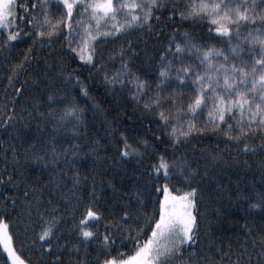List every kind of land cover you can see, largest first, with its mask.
<instances>
[{
	"label": "trees",
	"instance_id": "1",
	"mask_svg": "<svg viewBox=\"0 0 264 264\" xmlns=\"http://www.w3.org/2000/svg\"><path fill=\"white\" fill-rule=\"evenodd\" d=\"M161 2L167 7L157 10L150 29L137 27L98 38L92 45L96 49L94 64L80 61L65 47L68 43L65 36L82 20L83 9L74 8L73 16L67 17L57 0H44L49 16L53 21L66 20L69 28L56 25L59 31L50 39L45 37L35 43L31 35H18L5 45L0 35V114L7 115L5 109L11 107L15 117L0 127V176H11V182L0 183V216L8 224L13 247L26 264H51L52 253L68 264L67 245L57 248L65 242L79 248V253L72 251L73 264L79 260L97 264L98 254L100 258L104 255L102 237L107 234V221H112L107 228L114 239L111 254L119 251L131 254L135 248L133 237L140 225L146 226L154 209L158 215L159 197L163 195L162 191H156L148 169L157 155L164 153L171 158L174 152L189 161L195 174L189 181L174 175L169 182L170 190L196 188V193L190 240L182 248L183 255L174 258L171 264H209L220 261V254L225 252L228 255L223 264L236 259L247 264L248 256L244 253L252 249L253 241L259 249L264 237V206L249 205L259 204L256 193L264 191V148L259 147L264 135H249V145L258 147L244 152L242 144L228 141L211 129L205 121L206 112L198 111L181 114V119L185 125L188 119H193L197 128L204 127V131L179 137L178 143L173 144L169 135L171 123L165 124L160 119L157 114L160 109H146L145 101L133 98L131 91L135 85L127 83V75L123 86L105 79L117 71L122 59H127L129 69L136 76L154 85L159 53L170 36L183 43L182 33H187V38L195 44L219 48L224 53L230 44L247 50L244 39L249 31L247 25L241 24L228 36H222L210 31L206 16L180 17L173 13L169 17L170 6L178 4L177 10L184 11L189 0ZM255 3L257 11L264 8L260 0ZM40 12V0H37V13ZM83 19L87 22L86 17ZM258 20L252 23L253 30L264 27ZM17 25L18 33L30 32L27 20L18 21ZM113 52L116 55L110 58ZM13 66H17L15 72ZM184 83V87L179 83L161 87L165 91L175 87L177 103L184 101L186 105L191 93L187 80ZM16 88L21 91L15 92ZM152 91L146 90L144 95ZM49 95L55 103L48 101ZM66 105L81 110L79 121L73 117L59 119ZM176 123L178 131H182L180 121ZM121 133L135 150L128 157L119 152ZM36 156L44 159L33 162ZM74 174H78L79 184L73 183ZM89 206L99 211L102 218L86 222L94 237L85 242L78 237L76 225ZM124 211L129 215L122 219ZM53 217L56 218L53 246L46 253L38 233L43 223ZM138 238L143 240L146 236ZM252 256L253 264H257L258 252L252 251ZM0 264H7V254L2 248Z\"/></svg>",
	"mask_w": 264,
	"mask_h": 264
},
{
	"label": "snow or ice",
	"instance_id": "2",
	"mask_svg": "<svg viewBox=\"0 0 264 264\" xmlns=\"http://www.w3.org/2000/svg\"><path fill=\"white\" fill-rule=\"evenodd\" d=\"M57 3L63 5L67 17L73 16L74 8L83 9L82 20L73 25L76 35L69 32L65 36L68 40L65 47L69 48L76 58L87 64L95 63L96 49L92 45L98 42V38L114 36L137 27L150 29L151 21L157 10L167 7L161 0H57ZM260 3L264 4V0H260ZM179 7L178 4L170 6L169 17L173 13L180 17L206 16L210 21V31L222 36H228L233 29H239L241 24L247 25L249 31L244 37L248 45L247 50L230 44V51L235 55H225L224 51L219 48L208 45L202 47L191 42L187 38V33H182L185 37L183 43L170 36L166 47L159 53L154 85L136 76L129 69L127 59H122L117 71L112 76L106 75L105 79L109 83L123 86L124 77L127 75V83L135 85V90L131 91L133 98L145 101L146 109H160L157 113L160 119L165 124L171 123L169 135L172 137L173 144L178 143L179 137H187L189 133L195 131H204V127L197 128L193 119H188L185 125L181 114H193L207 108L205 121L211 129L228 141L235 142L237 145L242 144V151H254L258 146L249 145L247 142L249 135L255 136L257 133L264 135V27L253 30L252 23L257 22L259 18L258 22L264 25V8H259L257 11L258 5L255 0L251 3H247L246 0H213L211 3L206 0H200L199 3H196V0H189L186 10L178 11ZM29 8L32 10L31 13H29ZM40 8L41 12L37 13V0H0V35H3L5 45L16 40L18 35H31L35 43L45 37L50 39L59 31L56 25L69 28L66 20L53 21L50 18L44 0H40ZM83 17L87 18V22H84ZM155 18L158 19L159 16L155 15ZM25 20L30 27V32L18 33L15 30L18 26L17 22L23 23ZM239 34L237 31L236 35L239 36ZM69 36L72 38L69 39ZM185 52L194 53L198 63L190 62L192 56L186 58L183 55ZM25 55L30 59L27 53ZM115 55L116 53L113 52L110 58H114ZM242 55H247L249 59H243ZM221 58L223 63L219 62ZM230 59L235 62L229 63ZM16 67L13 66V72L16 71ZM96 67L99 68L100 65L96 64ZM11 79L9 75V80ZM186 80H191V84L195 87L186 105L184 101L178 104L175 87H171L168 91H165V88L176 83L184 87ZM149 89H154V91L145 96V91ZM14 91L19 93L21 89L16 88ZM81 92L87 94L83 88ZM47 99L50 103H55L52 95H49ZM5 111L7 115L0 114V127L7 125L15 118L11 107L6 108ZM52 111V108H49V113ZM80 111L75 105L71 107L66 105L59 119L73 117L79 121ZM177 121H180L182 131H178ZM121 141L120 155L128 157L135 150L131 148L123 133H121ZM259 147L264 148V140L261 141ZM52 152L55 153L54 148ZM32 159L35 162L43 160L44 157L36 156ZM148 172L155 181L156 191L163 193L159 197L158 215L155 214L154 209L146 226H139V232L133 237L135 248L131 254L124 251L111 254L110 247L114 244V239L113 234L107 231V228L112 225V221H107V234L102 237L104 255L100 258L98 254L97 264H171L174 258L183 255L182 248L190 240V231L193 227L194 201L192 197L196 193V188H190L187 191L180 189L173 191L170 190L169 182L174 175H179L185 181H189L195 174V170L190 167L186 158L174 152L171 158L164 153L157 155ZM160 181L164 183L161 184ZM9 182H11L10 175L7 178L0 176V183ZM79 182L78 174H74L73 183L79 184ZM4 195L7 196L6 193ZM256 197L259 204L253 203L249 207L264 206V191L257 192ZM128 215V211H124L122 219L127 218ZM81 216L82 218L76 225L79 229L77 235L87 242L88 238L94 237V232L89 229L88 223L98 221L102 218V214L89 206ZM55 219L53 217L51 221H45L38 233V239L43 241L42 249L46 253L53 246L51 238L56 226ZM129 232H132L131 228ZM141 235L146 238L139 239ZM66 245L68 264H73L72 251L75 249L79 253V248L76 244L67 242L58 244L57 248L62 249ZM0 248L7 254V264H26V261L17 254L13 247L12 236L3 216H0ZM254 250L258 252L257 264H264V237L261 238L258 250L253 241L252 249L244 253L248 256L247 264H253L252 251ZM227 255V252L222 253L220 261H209V264H223L224 257ZM51 264H65V261L61 256L52 253ZM74 264H84V261L79 260ZM231 264H240V259L231 261Z\"/></svg>",
	"mask_w": 264,
	"mask_h": 264
},
{
	"label": "rangeland",
	"instance_id": "3",
	"mask_svg": "<svg viewBox=\"0 0 264 264\" xmlns=\"http://www.w3.org/2000/svg\"><path fill=\"white\" fill-rule=\"evenodd\" d=\"M199 2H200V0H198V3H199ZM206 2L211 3V2H213V0H206ZM69 32H72L73 35H76V30L73 29V27L69 30ZM68 34H69V33H68ZM71 38H72V37L69 36V39H71ZM245 44H247V43H245ZM183 55H184L186 58L189 57V56L191 55V56H192V60H191L190 62L198 63V61L195 60L194 53H193V54H189L188 52H185ZM225 55L234 56L235 54H234V53H231L230 48H229L228 50H226ZM242 58H243V59H249V57L247 56V58H246L245 55H242ZM219 62H220V63H223L222 58L219 60ZM234 62H235V61H233L232 59L229 60V63H234ZM187 82H188V85H187L188 87H187V89H190V93H191V95H192V89H193V87H195V86L191 84V80H187ZM203 111L207 112V108H205ZM192 199H193V197H192Z\"/></svg>",
	"mask_w": 264,
	"mask_h": 264
}]
</instances>
